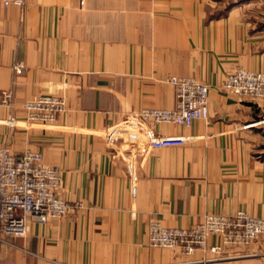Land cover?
I'll list each match as a JSON object with an SVG mask.
<instances>
[{"label": "crops", "instance_id": "obj_1", "mask_svg": "<svg viewBox=\"0 0 264 264\" xmlns=\"http://www.w3.org/2000/svg\"><path fill=\"white\" fill-rule=\"evenodd\" d=\"M241 0H30L22 12L0 5V146L37 151L61 170L60 197L81 207L24 236L0 234L3 264H264V234L221 254L152 247L151 220L191 227L205 213L245 210L264 218V99L248 101L222 83L236 68L264 71V35ZM22 62L15 73L13 65ZM170 75L208 85V118L178 147L107 145L104 130L144 107L170 108ZM10 92V106L2 92ZM56 92L65 108L49 123L21 107ZM137 178L131 185L125 163ZM218 242L209 237L207 246Z\"/></svg>", "mask_w": 264, "mask_h": 264}, {"label": "built area", "instance_id": "obj_2", "mask_svg": "<svg viewBox=\"0 0 264 264\" xmlns=\"http://www.w3.org/2000/svg\"><path fill=\"white\" fill-rule=\"evenodd\" d=\"M30 0H0L3 8L16 6L20 12ZM22 62L13 65L15 73ZM165 82L174 89V104L170 108L144 107L124 114L104 130L107 145L125 146L124 152L136 157L146 150L178 147L192 140V135H168L155 129L157 125L175 124L189 127L196 120L208 118V85L190 76L170 75ZM223 89L248 101L264 99V71L236 68L222 83ZM2 102L10 106V92H2ZM21 107L28 122L49 123L65 108L64 97L47 92L25 99ZM131 185L137 174L133 161L125 163ZM61 170L43 161L37 151L12 153L0 146V234L24 236L29 221L46 223L62 217L71 209L81 207L79 201L60 197ZM264 234V218L245 210L233 213H205L191 227H173L154 219L148 223V244L152 247L179 249L192 254L196 249H208L221 254L226 247L245 248ZM218 242L207 246L209 237ZM3 264V263H0Z\"/></svg>", "mask_w": 264, "mask_h": 264}, {"label": "rangeland", "instance_id": "obj_3", "mask_svg": "<svg viewBox=\"0 0 264 264\" xmlns=\"http://www.w3.org/2000/svg\"><path fill=\"white\" fill-rule=\"evenodd\" d=\"M241 2L242 13L250 20L252 26L262 31L264 35V0H241Z\"/></svg>", "mask_w": 264, "mask_h": 264}]
</instances>
